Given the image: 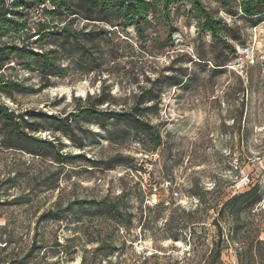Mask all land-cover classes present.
<instances>
[{
  "label": "rangeland",
  "instance_id": "1",
  "mask_svg": "<svg viewBox=\"0 0 264 264\" xmlns=\"http://www.w3.org/2000/svg\"><path fill=\"white\" fill-rule=\"evenodd\" d=\"M201 1L214 32L181 1L142 34L41 6L1 37L23 49L4 51L0 102L55 147L0 143V264H264V21ZM85 107L99 115L69 117ZM132 110L151 135L109 114ZM254 187L260 203L233 200Z\"/></svg>",
  "mask_w": 264,
  "mask_h": 264
},
{
  "label": "trees",
  "instance_id": "2",
  "mask_svg": "<svg viewBox=\"0 0 264 264\" xmlns=\"http://www.w3.org/2000/svg\"><path fill=\"white\" fill-rule=\"evenodd\" d=\"M181 1H192L194 7L205 14L204 27L208 31L214 32L216 29L213 27L215 20L208 16V13L204 10V5L201 0H14L10 5L4 1L0 0V39L4 34L10 32L14 33H25L28 32L30 27L29 13L31 10L39 11L41 6H44V18L51 16H56L58 14H66L69 16L79 15L84 19L95 22H103L115 26H125V27H135L136 30L142 34L143 26L147 22L148 17L151 13L156 12V7L160 4L162 10H168L170 5L179 3ZM46 4H51L52 9H48ZM243 13L252 20L264 21V0H244L241 5ZM119 24V25H118ZM217 24V23H216ZM50 24L48 22L39 23L40 31L37 36L41 37L44 31L49 30ZM54 30L60 33L63 38H69L75 34H68L67 27L58 29L55 25L52 26ZM55 32V31H54ZM54 32H46L53 35ZM68 34V35H67ZM39 37V38H40ZM23 47L15 46L12 48H5L0 45V70L3 69L5 62L8 60L5 58L4 51L10 50L12 54L17 53V51H22ZM47 52H32L30 56L38 64H40L41 70L46 72L50 70L47 75H59L55 63L51 62ZM99 115L93 109L80 108L78 113H70L69 117H85L89 118L91 116ZM104 114V113H100ZM112 118L126 122V124L136 130L137 132H142L143 134L151 135L153 127L149 122L141 119V117L132 111L128 112H110ZM63 120V119H62ZM65 120V119H64ZM30 128L26 126L25 122L20 119L19 115L7 105L0 102V143L1 146L6 149L14 150H24L30 151L31 154L36 152L39 148H45L43 144L49 143L52 148L53 141L39 142L36 137H34ZM35 132L37 129H32ZM152 140H155V147L161 146V136L152 135ZM39 155V154H37ZM258 189L254 187L252 190L236 196L233 200H238L245 195L256 196L253 205L261 202V198L257 197ZM230 202V201H228ZM227 202V203H228ZM223 207H225L227 205ZM84 205H89V203H83ZM220 256V253H218ZM24 264V263H23Z\"/></svg>",
  "mask_w": 264,
  "mask_h": 264
},
{
  "label": "built area",
  "instance_id": "3",
  "mask_svg": "<svg viewBox=\"0 0 264 264\" xmlns=\"http://www.w3.org/2000/svg\"><path fill=\"white\" fill-rule=\"evenodd\" d=\"M246 53L249 54L250 53V50H247Z\"/></svg>",
  "mask_w": 264,
  "mask_h": 264
}]
</instances>
